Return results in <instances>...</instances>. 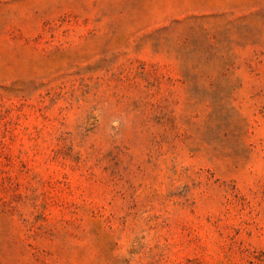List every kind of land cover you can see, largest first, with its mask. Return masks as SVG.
<instances>
[{
	"label": "rangeland",
	"instance_id": "rangeland-1",
	"mask_svg": "<svg viewBox=\"0 0 264 264\" xmlns=\"http://www.w3.org/2000/svg\"><path fill=\"white\" fill-rule=\"evenodd\" d=\"M0 264H264V0H0Z\"/></svg>",
	"mask_w": 264,
	"mask_h": 264
}]
</instances>
